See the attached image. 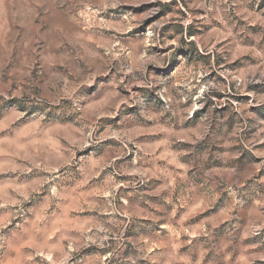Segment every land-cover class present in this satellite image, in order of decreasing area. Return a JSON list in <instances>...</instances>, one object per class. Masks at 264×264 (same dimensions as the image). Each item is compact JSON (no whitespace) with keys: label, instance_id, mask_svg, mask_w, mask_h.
Here are the masks:
<instances>
[{"label":"clouds","instance_id":"1","mask_svg":"<svg viewBox=\"0 0 264 264\" xmlns=\"http://www.w3.org/2000/svg\"><path fill=\"white\" fill-rule=\"evenodd\" d=\"M0 264H264V0H0Z\"/></svg>","mask_w":264,"mask_h":264}]
</instances>
